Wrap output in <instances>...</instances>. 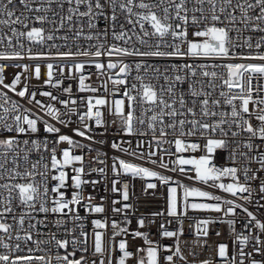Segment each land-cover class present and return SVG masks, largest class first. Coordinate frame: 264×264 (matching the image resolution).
Returning <instances> with one entry per match:
<instances>
[{
    "label": "snow or ice",
    "instance_id": "obj_1",
    "mask_svg": "<svg viewBox=\"0 0 264 264\" xmlns=\"http://www.w3.org/2000/svg\"><path fill=\"white\" fill-rule=\"evenodd\" d=\"M89 65L104 78L100 87L88 83ZM9 68L19 69L11 79ZM65 79L88 95L74 96ZM100 88L105 95H98ZM106 114L118 135L139 139L135 146L123 139L110 144L123 154L111 157L110 190L120 197L111 210L125 219L111 220V239L108 220L93 219L89 248L80 209L106 211L84 194L87 185L101 183L89 179L92 173L107 183V154L93 148L105 143L94 132L108 131ZM86 151L97 152L87 164ZM218 151L228 153V165L215 163ZM166 156H175V167L169 168ZM145 163L233 198L183 184ZM122 176L155 178L167 188L166 210L152 218L179 221L189 210L221 216L196 221L186 254L182 223L176 230L160 223L159 235L173 240L170 245L140 230L155 219L140 217L136 230L125 226L133 205L128 184L118 187ZM262 176L264 0H0V264H88L89 251L91 264H128L133 258L135 264H264V221L245 206L258 195L255 203L264 208ZM237 209L248 218L247 234L236 230ZM50 223L65 238L42 231ZM215 223L229 226L232 248L219 242L214 255L200 258L196 248L210 247ZM118 236L142 239L145 246L134 254Z\"/></svg>",
    "mask_w": 264,
    "mask_h": 264
},
{
    "label": "built area",
    "instance_id": "obj_2",
    "mask_svg": "<svg viewBox=\"0 0 264 264\" xmlns=\"http://www.w3.org/2000/svg\"><path fill=\"white\" fill-rule=\"evenodd\" d=\"M128 62H131V58L128 59ZM19 71V69H15V68H9L6 72V75L9 79L12 78V76L15 74V72ZM88 73H92L91 76V80L88 81V83H90L92 86L94 87H100L102 80L104 79L103 77H98L96 75V69L94 68V66H86V70H85V74ZM132 76H135V72L132 73ZM132 79L131 77L129 78V86L132 83ZM33 85L40 87L39 82L33 80L31 82ZM71 85L72 89H73V95L76 97H80V96H84V95H88L86 93H79L77 92V82L71 79H65L64 81V87H67ZM109 89H111V84L109 83ZM44 90H50L47 89V87H44ZM54 94L60 95L62 96V98H67L65 94L62 93V91L57 92L56 90H53ZM98 95H105L103 88H100V91L98 93ZM119 98V97H117ZM109 99H111V97H109ZM106 119L109 120V124H108V131L106 133H104V129L102 128H98L95 129L94 135L96 140H104L105 143L104 144H94L93 148L94 149H99V151L101 153H106L108 159L106 160V164L109 165V170L107 172V183L104 182V180H102L101 176L97 173H92V175L89 177V179H99L101 180V183L96 185L95 188H93L91 185H87L85 187V195H89L91 194L94 197V203H103L106 211L103 214H89L84 212V210L81 208L80 209V215L82 217H85L84 221H83V226L84 229L88 232L89 234V248H91V236H92V231H93V226L91 221L93 219H107L108 223H109V227L107 229V238L111 239V220L115 219L121 223L124 222L125 216L124 214H115L112 212V204L111 201L114 199H120L119 194L118 193H112L110 188H111V179L113 178L112 173L110 171V164H111V157L113 155H123L121 153H117L115 150L111 149L110 144L113 141V139L115 140H130L132 145L135 146V144L137 143L139 137H127L124 136L122 133L121 134H117V129L116 127H113L111 124V117L108 116L106 114ZM75 126V125H73ZM118 126V125H117ZM63 132L72 135V133L70 132L69 129H62ZM101 133H104L103 135H101ZM75 139L80 140L81 138L79 137H75ZM191 139V138H190ZM127 146V145H126ZM59 147L64 148V147H68V145L66 144H62ZM174 151V148L172 149ZM193 155H200L201 153L197 152V153H192ZM97 152L96 151H92V152H85V156H86V164L88 162V160L93 157L96 156ZM104 157L102 156L101 159H103ZM175 159V156L172 157H165V162L169 163V168L175 167V165H173L171 163L172 160ZM134 162H138L135 161ZM215 163L217 165H228L230 162L228 160V153L226 151H218L216 154V158H215ZM98 165L96 163L92 164V167H97ZM145 166L148 167H155V170L160 171L162 174L164 175H168L171 176L174 180H179L181 183L183 184H187L190 186H196V187H202L205 190H209L214 192V194L216 195H220L224 198L227 199H232L233 197L230 196V194L224 193L219 189H211L208 188L205 185H202L200 182L198 181H190L188 180L186 177H183L178 171L177 172H171L169 170L166 169H160L158 166H152L151 164H147L145 163ZM69 173L71 174V170L69 169ZM119 179V184L118 187H122L124 184H128L129 186V194H130V200L128 201V203L133 205L132 209L127 210V219L131 221L130 224H127L125 226L129 227L130 230H136L138 225H137V220L144 216V217H148L149 219H155V223H152L149 226H146L143 229H140L141 231H146L149 232V238L154 240V241H159L162 244H172L173 240L171 239H164L162 236L159 235V225L160 223H164L165 227L168 230H176L177 227L183 226L184 229V234L181 237V241H182V246L183 242H187V246H186V254L187 251L191 250L194 244V241L196 239V237L194 236V229L196 226V221L199 219H203V218H207L209 216L215 218V217H219L221 216L220 213H214V212H195L192 210H189L187 213V217H181L179 221L167 217L165 216H161V217H156V218H152L151 217V213L153 212H163L166 210L167 207V188L163 185H160L158 183V181L155 178H135L133 179L130 176H122ZM262 179H264V176H262ZM157 183V188L156 189H146V185L147 183ZM224 182H228L227 178H224ZM258 182H254L253 183V187L255 188L257 186ZM71 189L68 190V196L70 197L71 195ZM101 197H104L105 199L103 201H101ZM259 199V196L256 195L253 197V202L251 203H245L243 201L237 200L238 203H245V206L249 209V211H252L258 219H261L262 221H264V208L259 207V205L257 203H255V200ZM260 203L264 204V201H260ZM116 207H120V204L115 205ZM237 224H236V230L238 232H244L245 234H247V230L244 228L245 223H247L248 218L246 217V214H244L240 209H237ZM44 214H38V218H42ZM49 221H52L54 219V217L49 216L48 217ZM68 227H72V224L69 223ZM211 227V231H210V235L208 237L209 239V244L210 247L208 248H196V252L198 257L200 258H208L212 255H214V247L217 243L219 242H223V243H227L229 244V248H232V244H231V240L233 239L232 233L229 229V226L227 224H223V223H215L213 225L210 226ZM42 231H44L45 233L48 232H55L58 236V238H65L64 236V231L63 229H57L54 226H52V224H49L48 228L42 229ZM219 231L221 233L220 236H216V232ZM77 235L79 234V229H77ZM44 239L47 238V236L42 237ZM69 239H71V237H67ZM121 238H125L128 241V247L129 250L132 251L134 254L136 253V250L138 247H144V241L142 239L139 238H133L131 236H127V237H116V241L118 242L119 239ZM71 250V249H69ZM64 250H60L61 254H63ZM37 254H41V253H37ZM53 254H55V249H53ZM167 254V253H165ZM77 255H80V253H77ZM87 261L88 264H91V261L93 259L92 253L91 251H89L87 254ZM114 255H119L118 250L116 252H114ZM128 264H135V258L131 259L128 261Z\"/></svg>",
    "mask_w": 264,
    "mask_h": 264
}]
</instances>
